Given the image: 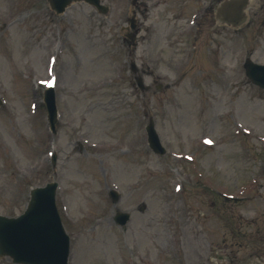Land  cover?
I'll list each match as a JSON object with an SVG mask.
<instances>
[{
	"label": "rangeland",
	"instance_id": "obj_1",
	"mask_svg": "<svg viewBox=\"0 0 264 264\" xmlns=\"http://www.w3.org/2000/svg\"><path fill=\"white\" fill-rule=\"evenodd\" d=\"M224 1L0 0V215L54 181L69 264H264V90L244 70L264 65V0L240 29L216 21Z\"/></svg>",
	"mask_w": 264,
	"mask_h": 264
},
{
	"label": "water",
	"instance_id": "obj_2",
	"mask_svg": "<svg viewBox=\"0 0 264 264\" xmlns=\"http://www.w3.org/2000/svg\"><path fill=\"white\" fill-rule=\"evenodd\" d=\"M85 1L103 9L100 0H49L52 8L57 13H62L71 2ZM248 0H230L221 5L219 17L222 22L229 25H240L245 21L243 10ZM106 12V8H104ZM246 74L250 80L264 89V66H257L248 62L245 66ZM136 71L135 67L132 68ZM139 87L143 90L141 79H137ZM46 104L49 119L54 128L56 122V108L53 91L46 93ZM151 149L160 155L165 154L154 125L148 127ZM57 184H48L44 189H35L31 192V199L27 210L17 219L0 216V257H9L14 264H67L69 256V238L65 234L60 216L55 204ZM114 201L115 193H111ZM129 215L118 214L116 221L126 224Z\"/></svg>",
	"mask_w": 264,
	"mask_h": 264
},
{
	"label": "bare ground",
	"instance_id": "obj_3",
	"mask_svg": "<svg viewBox=\"0 0 264 264\" xmlns=\"http://www.w3.org/2000/svg\"><path fill=\"white\" fill-rule=\"evenodd\" d=\"M48 85V87H56V84H47ZM238 111H239V108H236ZM241 111H242V114H245L246 113V111H247V109L244 107V106H241Z\"/></svg>",
	"mask_w": 264,
	"mask_h": 264
}]
</instances>
